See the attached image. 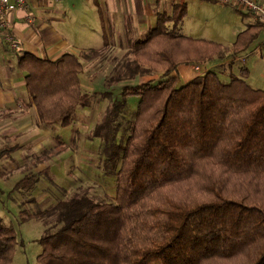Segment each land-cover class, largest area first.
<instances>
[{
  "label": "trees",
  "instance_id": "16d2710c",
  "mask_svg": "<svg viewBox=\"0 0 264 264\" xmlns=\"http://www.w3.org/2000/svg\"><path fill=\"white\" fill-rule=\"evenodd\" d=\"M185 14L180 3L158 13L104 78L107 89L122 83L120 99L111 98L92 133L104 142L114 198L75 192L45 208L19 210L22 222L55 221L38 239L36 264H264V88L246 81L244 66L227 80L208 69L181 82L176 71L234 59L264 24H247L226 46L177 32ZM105 50L53 60L19 54L39 124L72 122L90 97L80 83L83 64L105 57ZM158 67L155 82L127 84ZM130 96L138 97L136 108L116 142ZM43 172L24 176L15 188ZM16 244L13 227L0 218V264H11Z\"/></svg>",
  "mask_w": 264,
  "mask_h": 264
},
{
  "label": "rangeland",
  "instance_id": "374dc122",
  "mask_svg": "<svg viewBox=\"0 0 264 264\" xmlns=\"http://www.w3.org/2000/svg\"><path fill=\"white\" fill-rule=\"evenodd\" d=\"M74 1L82 8L83 0ZM141 1L143 4H139L138 8L135 5L134 9L127 3L120 4V22L124 23V32L130 31L128 35L134 31V28L141 29L136 18L137 13L143 12L146 8L158 12L168 10L164 1L139 0V3ZM174 2L184 4L186 8V15L175 28L177 32L226 46L231 45L245 24L250 22V14L244 15L245 11L240 12L233 5L221 4L217 0H174ZM78 18H84V22L87 21L90 25L76 28L77 32L84 34V38L82 37L84 46L93 47L96 44L95 32L100 34L102 32L107 39L110 31L116 36L117 31L112 27L111 29L106 27L105 23L100 32L89 16L84 17L83 14H79ZM150 22L155 23V17L149 16V24ZM118 30L121 31L120 27ZM84 50L75 49V52L81 55ZM125 51L126 46L105 50V58L99 60L96 58L85 65L84 70L80 72V80L82 88L90 94V97L86 105L76 108L72 122L67 126L41 125L32 115L30 106H23L26 115L23 118L24 126L20 132H14L10 129L11 121L8 114L0 113V218L5 224L13 227L17 239L11 264H36V256L41 250L38 239L56 226L53 218L22 222L19 220L20 209L45 208L75 192H86L95 199L106 201L114 198L115 178L104 164L105 155L101 150L104 142L92 133L105 115L111 98L120 99L119 91L122 83L107 89L104 78L114 64L113 59L121 58ZM239 57L240 61H235L231 66L224 64L209 69L217 71L220 79L227 80L229 73L236 74L239 65L243 63L248 70L246 81L252 87L264 88V31H260L257 38ZM102 62L103 65H100ZM217 62L219 61L199 65V70L194 73H202L206 66ZM160 72L162 67L128 81L127 84L134 85L138 81L146 80L147 76L158 77ZM107 90L111 91V97L105 95ZM137 101L138 97L135 96L126 99L124 117L119 118L121 126L116 135V142L123 139L126 133V120L132 119ZM40 170L44 172L40 173L36 180H31L25 187L15 188L24 176Z\"/></svg>",
  "mask_w": 264,
  "mask_h": 264
},
{
  "label": "crops",
  "instance_id": "0c3cea01",
  "mask_svg": "<svg viewBox=\"0 0 264 264\" xmlns=\"http://www.w3.org/2000/svg\"><path fill=\"white\" fill-rule=\"evenodd\" d=\"M159 1H164L165 5H167L168 10H166V13L168 14L172 12L173 4L177 3L174 0ZM122 2L130 5L132 9L135 8V5L138 8L139 4H143L142 1L139 3V0H99L98 2L95 0H83L81 8L73 0H24L22 6H12L7 13V19L10 23L9 31L17 45L16 48H11L5 41L4 33L7 32V29L0 24V113H7L10 117V129L14 132H20L22 130L24 126L23 118L26 116L24 115L25 109L23 106H30L32 115L37 121L36 113H34L35 110L25 88L24 73L17 65L19 54L27 51L38 57L53 60L65 52L79 56L80 54L76 53L75 49H85L84 52H86L90 48L112 50L117 47L118 49L125 48L126 46L127 50L132 43L140 39L141 35L144 36L155 25L157 15L160 12L150 11L146 8V13H144L145 10L137 13L136 18L141 29L136 30L134 28V31H132L133 34L130 33L128 35L130 31L124 32V23L120 22V4L124 5ZM79 14H83L84 17L89 16L96 23L100 32L103 30V23L110 29L111 27L114 28V31H117L116 36L112 34L113 31H110L107 39L102 32L101 34L95 32L97 34L96 44L93 47L84 46L85 42L82 39V37L84 38V34L77 32L76 28L81 25L87 27L90 25L88 24L89 22H84V18H78ZM28 16H31L32 22L27 21ZM149 16L155 17V23L150 22L149 24ZM252 22H254V19L250 16V22L246 23L245 26ZM146 25L148 26L146 27ZM118 27H120L121 31L118 30ZM239 56L234 59L228 57L223 61L206 66L205 70L217 65L228 64L229 66L230 61L233 63L240 61ZM101 57L97 59L105 58L103 56ZM103 63L100 65H103ZM86 64L88 63L85 62L83 64V70ZM195 66L181 64L177 67V75L181 82H185L197 75L194 71H198L200 66H197L198 70H195ZM240 66H244L247 69L243 63ZM80 76L79 73V78ZM157 79V76H147L146 80L138 82H155Z\"/></svg>",
  "mask_w": 264,
  "mask_h": 264
},
{
  "label": "built area",
  "instance_id": "2783aa9c",
  "mask_svg": "<svg viewBox=\"0 0 264 264\" xmlns=\"http://www.w3.org/2000/svg\"><path fill=\"white\" fill-rule=\"evenodd\" d=\"M55 1V0H52ZM221 4H231L238 9L249 13L254 21H258L264 24V4L260 3L258 0H217ZM24 0H0V24L2 27L7 29L4 33V39L11 48H16V42L13 39L11 32L9 31V21L7 19V13L12 8V6H22ZM27 21L32 22L31 16L27 17ZM195 70L198 67L195 66Z\"/></svg>",
  "mask_w": 264,
  "mask_h": 264
}]
</instances>
